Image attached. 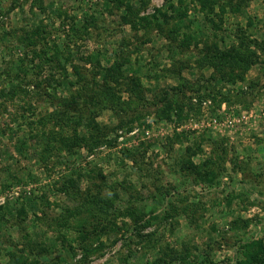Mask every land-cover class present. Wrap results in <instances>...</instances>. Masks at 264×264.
Segmentation results:
<instances>
[{
	"label": "rangeland",
	"instance_id": "374dc122",
	"mask_svg": "<svg viewBox=\"0 0 264 264\" xmlns=\"http://www.w3.org/2000/svg\"><path fill=\"white\" fill-rule=\"evenodd\" d=\"M186 1L189 14L185 23L189 27L183 24L182 31L194 40L227 49L241 27L252 39L264 41V0H245L235 12L228 8L223 20L213 15L215 23L205 18L199 1ZM132 2L139 4L138 0ZM173 2L179 8L178 1ZM37 3L0 0V264H154L171 248L176 256L188 253L191 264H219L233 256L237 239L264 241V51L258 50L259 62L250 67L244 80L226 81L215 77L211 65L199 66L201 46L182 48L180 40L173 39V20L162 30L151 26L138 31L146 41L124 67V74L141 79L144 92L139 109L143 116L135 118L137 110L128 103L131 91L122 84L121 89L113 90L121 102L117 110L102 108L96 117L107 135L103 144L43 159L40 140L30 139L28 133L33 120L59 105H52L47 95L35 97L32 104L37 116L32 115L18 108L19 99L10 100L7 92L16 81L7 80L22 69L31 76L36 75L34 69L41 68V78L53 72L55 78L62 74L60 68L54 71L52 64L42 63L31 51L34 46L20 42L19 36L45 25L49 34L38 48H58L67 55L61 63L69 72L75 63L87 68V73L96 65L93 54L98 52L102 66L111 65L119 41L132 36L133 31L128 25L120 31L122 11L110 0H42L43 10ZM167 5L168 0H150L140 14ZM91 14L97 15L108 31L90 27L89 39L73 37L71 19L81 23ZM63 20L67 22L64 26ZM48 89L53 93L52 87ZM242 89L245 92L237 101ZM72 90L58 87L54 91L62 98ZM165 95L178 100L172 101L175 104L185 102L182 110L174 106L168 118L159 115L165 103L156 102ZM223 98L231 101L221 102ZM98 107L91 105L97 111ZM79 130L83 134L86 128ZM20 145L26 150L21 151ZM207 158L215 161L209 176L217 183L201 173L192 176L181 169L186 160L200 164ZM72 176L76 184L70 187L71 192L80 189L74 199L59 189ZM89 189L91 195L85 193ZM166 189H172V195L166 202L158 201ZM98 193L113 202L106 214L100 208L89 213L80 207V202ZM23 204L26 211L20 216ZM66 207L71 209L64 223L60 216ZM152 210L161 218L141 230L140 234L156 233L146 241L138 226ZM169 213L172 216L168 217ZM239 219L243 222L235 223ZM99 230L103 246L83 256L79 233L96 247ZM11 252L18 259L13 261ZM186 261L179 258L175 264Z\"/></svg>",
	"mask_w": 264,
	"mask_h": 264
},
{
	"label": "trees",
	"instance_id": "16d2710c",
	"mask_svg": "<svg viewBox=\"0 0 264 264\" xmlns=\"http://www.w3.org/2000/svg\"><path fill=\"white\" fill-rule=\"evenodd\" d=\"M37 6L43 10L42 0H37ZM150 0H138L139 4H135L132 0H110L111 3L115 4L117 9L121 10L120 14V31L123 30L121 26L128 25L133 31V35L130 37L122 38L119 41L118 50L115 53V61L108 66H102L99 55L101 52H98L97 55L93 54L96 61V65L92 70H89L87 73V68L80 64H72L73 72H69L67 67L61 63V58L67 60V55L64 54L58 48L51 49L50 46L46 45L41 46L42 41H45V35L49 34V31L46 29V26L40 24L36 26L31 31H26L23 35H20V42L27 43V45L34 46V49L31 50L32 53L41 59L42 63L49 64L53 67L54 71H57V68H60L59 75L60 77L55 78L54 72L51 73L46 78H41L40 69L33 70L36 75L28 76V71L23 69L12 76L10 75L8 82L15 80L16 82L11 84V89L7 93L10 100L16 102V99H19L18 108L24 109L25 111H31L32 115L37 116L36 108L32 104V100L35 97H44L47 95L51 98L52 105L55 106V109L46 114L39 115L38 119L33 120L34 127L32 132L28 133V137L37 138L42 144L41 155L43 159H50L52 156L58 158L65 157L68 154H75L80 147H85L87 149H92L94 147L103 144L106 141L107 135L102 126L97 122L96 117L101 113L102 108H110L112 110H117L120 100L114 95L113 90L121 89V85H128L129 91H131V98L128 102L137 113L135 118L140 119L142 113L140 112L139 105L140 100L143 99L144 87L142 86L141 79L137 76H125L124 71L127 65L131 64L132 56L134 53H139L142 44L146 41L145 38L141 39L139 37L138 31H147L151 26L163 29L164 25L169 24L173 20V24L170 26L171 33L174 40H180L182 48H188L192 44L194 46H201L198 51L199 55L197 58L199 66L211 65L214 70V75L217 78L222 80L235 81V80H244L245 74L250 69V67L259 62L258 50L264 51V41L259 42L251 38V36L246 33L244 28H237L235 31L236 41L232 44L231 47L227 49H220L215 43H207L204 41L194 40L189 34L182 31L183 24L185 27H189L185 21L188 17V6L186 0H177L179 8L173 2V0H168V7L163 9L162 7H157L154 12L147 14H140L142 10H145ZM201 4L200 9L205 12V18L211 22L215 23V18L213 15H217L220 20H223V15L225 11L229 8L232 11H239L242 5H245L247 2L245 0H239L234 3L231 1L223 2L222 0H197ZM216 8H218L216 10ZM124 10V12H123ZM61 15V14H60ZM72 20V29L73 37L83 39H89L91 37L90 27L96 29H103L108 31V28L105 25L101 24V20L95 14L86 16L84 22L78 23ZM64 26L67 22L65 20L61 21ZM251 23V22H249ZM187 25V26H186ZM64 29V28H63ZM116 33V32H114ZM179 35L183 37H178ZM132 38V39H131ZM74 40V39H73ZM132 40V41H131ZM172 46H169L171 49ZM51 51V54H49ZM177 50L173 49V52ZM92 58V57H91ZM33 59L31 58L29 62L31 63ZM264 64V59L262 61ZM34 65V64H33ZM217 75V76H216ZM6 81V82H7ZM120 85L118 88L116 86ZM48 87L56 90L58 87L63 89L69 88L71 91L70 96L68 97H59L57 93L53 90V93L49 92ZM249 88H253L251 83ZM3 90V89H2ZM3 92V91H2ZM116 92V91H115ZM241 95H237L235 98L237 101L241 100ZM4 93V92H3ZM168 95V93H167ZM165 95L164 97H157L156 102L165 103L159 110V115L164 117H169V113L174 106H177V109L182 110L185 106V102L180 104L178 100H169L170 97ZM107 96V97H106ZM231 100L223 98L221 100ZM174 101L175 103H173ZM138 102V103H136ZM135 103V104H134ZM98 104V111L91 109V105ZM138 104V105H137ZM64 108H63V107ZM91 109L88 114H84L86 109ZM176 108V107H174ZM19 111V110H17ZM181 115V114H178ZM134 119V117H133ZM86 128L85 132L81 134L79 128ZM33 130H35L33 132ZM19 149L25 151L24 145H20ZM61 151H65V154H59ZM190 152L192 150L190 149ZM130 152H128L129 155ZM194 153V152H192ZM215 161L207 158L200 164L192 162V160H186L182 163L181 169L184 170V173L196 175L203 174L210 182L217 183L215 178L210 177L209 175L213 173L211 170L212 164ZM203 172V173H202ZM13 178H16L17 181H23L22 177H17V174H12ZM82 176V175H81ZM92 179V178H91ZM232 180V176H229V182ZM66 182L59 188L60 191H63L65 195L71 199H74L80 189L76 192H71L70 187L76 184V180L72 177L65 179ZM193 181L196 182V177H193ZM95 183V182H93ZM220 184V182H218ZM98 185V183H95ZM7 186V184H5ZM174 190L176 187L173 188ZM90 189L86 194H90ZM172 189H166L161 197L162 202H166L168 198L172 195ZM89 197V196H88ZM228 203L229 200H228ZM164 204V203H163ZM80 207L84 210H87L89 213L100 208L103 210V214L107 213L110 207H112L113 202L109 198L102 196L98 193L95 197L86 200L85 202L79 203ZM95 206V207H94ZM79 207V209H80ZM3 209V206H0V211ZM65 214L60 216L61 221L64 223L68 221L67 215H69V210L71 208L66 207ZM18 214L22 216L25 214L24 204L18 210ZM172 216L170 213L168 217ZM146 217L139 224L138 233L141 238L148 241L150 238H154L156 234L154 230L145 234H140L141 230L147 226L153 225L152 221H158L161 218V215L152 210L151 212L144 215ZM258 219V218H257ZM257 221V220H256ZM243 222L235 221V223ZM247 223L248 221H244ZM100 224V223H99ZM99 228V226H98ZM100 228L104 229V226L100 224ZM95 239L99 241L96 247L94 245L85 242L86 235L84 233H79L80 240L83 242L82 250L83 256H87L92 253L93 250L100 249L103 246V242H100V230L95 233ZM236 246L234 249L233 256L231 258H226L221 260L219 264H264V241L260 238L252 237L247 241H242L241 239L236 240ZM148 243V242H147ZM94 244V243H93ZM15 252V251H14ZM11 252L10 254L14 259H18L16 253ZM188 253L185 255L176 256V252L171 248L169 252L165 253V257L159 258L158 261H155L154 264H175L177 259L186 261V264H191L187 258ZM168 258V259H166ZM207 264H211V261H207Z\"/></svg>",
	"mask_w": 264,
	"mask_h": 264
}]
</instances>
